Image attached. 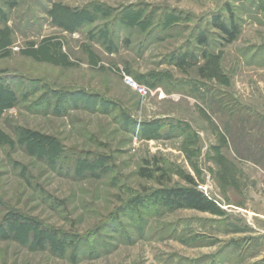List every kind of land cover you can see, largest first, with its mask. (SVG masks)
Here are the masks:
<instances>
[{
    "label": "rangeland",
    "instance_id": "1",
    "mask_svg": "<svg viewBox=\"0 0 264 264\" xmlns=\"http://www.w3.org/2000/svg\"><path fill=\"white\" fill-rule=\"evenodd\" d=\"M226 4L239 27L230 44L210 24ZM0 10V264H264V0ZM183 50L194 56L181 66ZM25 131L54 144L28 152ZM143 160L159 183L137 175ZM187 178L219 214L128 206ZM13 213L33 223L26 237ZM37 228L106 246L55 255L29 246Z\"/></svg>",
    "mask_w": 264,
    "mask_h": 264
},
{
    "label": "trees",
    "instance_id": "2",
    "mask_svg": "<svg viewBox=\"0 0 264 264\" xmlns=\"http://www.w3.org/2000/svg\"><path fill=\"white\" fill-rule=\"evenodd\" d=\"M0 2H5V0H0ZM11 2V4H13V1ZM224 12L226 16H221L220 14L212 15L213 18L211 19L210 24L216 31L221 34V37L226 42V44H230L234 40H236L237 36L239 35V27L234 18V13L229 9L227 4L224 7ZM86 19L83 20L85 23L88 22ZM90 23L91 22H89L88 24ZM196 41L198 46L206 45L205 37H198ZM193 54L194 53L191 50H183L180 54H178V57H176V54H173L172 57L173 59L179 58L178 60H175H177L182 66L187 62H193ZM58 93V91H54L50 94H55L53 96L57 99V97L61 95ZM11 98L16 99L14 95L11 96ZM23 135L26 137L25 142H30L29 148H27L28 152L33 151L32 149L35 147L44 146L43 148H47L51 147L54 144V142L50 141L48 137L38 135L34 132L25 131L23 132ZM103 159L104 157L101 156L99 158H92V160L89 161V166L95 167L96 165L93 164H95V162L101 163ZM52 164L51 165L55 167V163ZM155 165L156 164L151 163V161L149 160H143V165L138 169L137 175L142 179L153 180L154 182L159 183L161 177H163V173L162 169L155 167ZM187 182L188 186L185 187H163L162 189H160V191L150 194L148 198L145 199L142 198V196H138L134 200H130V203L128 202V206L130 205L129 208H131L132 210L142 209L146 212L150 211L146 210L147 207H152L153 214L155 216H157V214L160 212H170L181 209H189L201 213L210 214H219L221 212L213 200L207 198L201 191L195 188L193 180L187 178ZM10 217H12V222L17 223L16 231H22V235L26 237L24 230L28 227L29 223H33H31V221L26 217H22L19 213H13L12 215H10ZM138 221L139 220H137V222ZM37 234L38 235L36 240L31 241L29 246L36 247V249H46L47 251L59 256L60 254H62V256H65L67 255V252L72 250L68 254L72 258H77V254L86 256L96 255V257H98L99 253L104 250V246H106V244L101 241V238H97L96 240H94V245L87 247V245L85 244V247L81 249V245H83L86 241L84 243L79 242L75 245L73 243L76 239H73L72 235L68 234V236H62L59 233L52 232L46 228H37Z\"/></svg>",
    "mask_w": 264,
    "mask_h": 264
},
{
    "label": "built area",
    "instance_id": "3",
    "mask_svg": "<svg viewBox=\"0 0 264 264\" xmlns=\"http://www.w3.org/2000/svg\"><path fill=\"white\" fill-rule=\"evenodd\" d=\"M129 82H130V81H129ZM133 85H134V83H133ZM137 89H138V88H137ZM199 189L202 190V191H204V189H202V188H200V187H199Z\"/></svg>",
    "mask_w": 264,
    "mask_h": 264
}]
</instances>
